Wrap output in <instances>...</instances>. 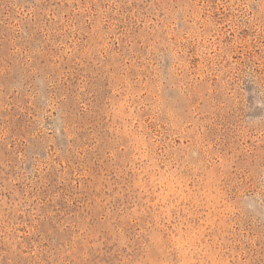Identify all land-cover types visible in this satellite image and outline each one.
I'll return each instance as SVG.
<instances>
[{"label": "rangeland", "instance_id": "1", "mask_svg": "<svg viewBox=\"0 0 264 264\" xmlns=\"http://www.w3.org/2000/svg\"><path fill=\"white\" fill-rule=\"evenodd\" d=\"M0 264H264V0H0Z\"/></svg>", "mask_w": 264, "mask_h": 264}]
</instances>
